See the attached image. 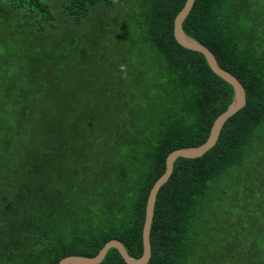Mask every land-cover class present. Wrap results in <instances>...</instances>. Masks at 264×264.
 I'll return each mask as SVG.
<instances>
[{"label":"trees","instance_id":"1","mask_svg":"<svg viewBox=\"0 0 264 264\" xmlns=\"http://www.w3.org/2000/svg\"><path fill=\"white\" fill-rule=\"evenodd\" d=\"M184 2L0 0V207L10 215L0 221V264L92 257L110 239L141 256L146 201L166 156L205 142L233 97L202 53L174 39ZM115 6L126 74L107 69L103 95L91 87L64 94L60 55L47 41L57 43L59 26ZM100 21L88 37L99 52L117 33ZM182 28L237 77L246 102L211 149L174 161L156 195L146 264H264V8L261 0H195ZM87 53L92 62L80 63L90 70L96 51ZM142 84L144 109L126 100ZM109 107L114 117L99 115ZM97 264L126 263L110 248Z\"/></svg>","mask_w":264,"mask_h":264},{"label":"rangeland","instance_id":"2","mask_svg":"<svg viewBox=\"0 0 264 264\" xmlns=\"http://www.w3.org/2000/svg\"><path fill=\"white\" fill-rule=\"evenodd\" d=\"M261 4L264 8V0H261ZM118 8V7H117ZM115 8L110 7H102L98 10H95L93 13L90 12L88 17H91V21L87 22V18H83L80 23L73 24L69 22L66 26H59V28L55 31V40L54 41H47L48 48H54L58 51L60 58H59V65H63V75L60 81L61 90L64 94H70L75 91H81L83 93L89 90L91 87L92 93L94 94H106L107 87L110 86L108 80L102 77L104 72L109 68H120L121 65L126 66V62L122 60L120 57V62L118 63V56L119 54L125 53L123 59L126 58V30L124 28H119L118 25L115 24L116 19H118V12ZM114 12V19L106 17ZM253 12V11H251ZM258 14H261V11H255ZM99 18V19H98ZM61 19V18H60ZM59 19V22H60ZM102 19L100 23L106 25V29L108 34L116 33V35L111 36L110 39L108 37H104V39L99 43L101 47V51L96 46V41L94 44H88V37L89 34L94 36V32L92 31L96 28L98 20ZM123 20V19H121ZM133 28V25L130 26L128 32H130ZM118 29V31H117ZM81 30V31H80ZM79 31L80 33H84V37L80 40L79 38ZM48 35V34H47ZM21 41V40H19ZM16 46H19L20 43L17 41L14 43ZM98 44V43H97ZM55 45V46H54ZM94 50L96 51V63L97 65L93 66L90 70H86L85 65L82 63V56L86 59L89 63L92 60L88 57L87 50ZM126 74V72H124ZM102 77V78H101ZM149 92L148 88L145 84H142L140 87H131L130 92L126 96L127 101H133L135 106H138L144 109L145 106V94ZM126 100H124L125 107H126ZM118 99L112 97L109 103H117ZM108 105V102H105ZM123 114L126 119V112L123 109ZM100 116H107V117H114L115 111L109 107V110H102L99 113ZM17 164V162H16ZM18 166V165H16ZM71 171V167H69ZM8 200V199H7ZM8 202H11V198H9ZM7 204V203H6ZM3 204L1 205V207ZM0 207V221L3 219L6 221L10 219V215H3L5 210H1ZM211 236L216 237L217 234L212 233ZM212 237V238H213ZM216 245L209 243L207 245L208 248H214ZM215 249V248H214ZM213 249V250H214ZM218 249L216 248V251Z\"/></svg>","mask_w":264,"mask_h":264},{"label":"water","instance_id":"3","mask_svg":"<svg viewBox=\"0 0 264 264\" xmlns=\"http://www.w3.org/2000/svg\"><path fill=\"white\" fill-rule=\"evenodd\" d=\"M195 0H185L183 7L177 13L173 21V36L176 42L186 49L197 51L203 54L209 68L221 79L226 81L233 88L232 101L228 107L220 113L213 121L208 137L202 144L195 147H182L175 149L168 153L165 158V171L158 177V179L152 185L145 206V217L142 228V246L143 252L139 257H132L128 254L124 245L118 239L108 240L98 253L92 257H86L81 255H68L59 260L58 264H97L99 263L106 252L110 248H115L121 255L122 259L126 264H146L151 255V245H150V230L154 213V205L156 201V195L160 187L168 180L170 177L174 161L178 157L184 158H196L203 155L206 151L211 149L216 143L218 136L220 134L221 128L225 121L236 113L240 108H242L246 102V93L243 85L237 79L235 75L229 71L223 69L214 54L210 51L208 47L201 44L199 41L193 37L186 34L182 28V23L186 16L188 15L190 9L193 6Z\"/></svg>","mask_w":264,"mask_h":264},{"label":"clouds","instance_id":"4","mask_svg":"<svg viewBox=\"0 0 264 264\" xmlns=\"http://www.w3.org/2000/svg\"><path fill=\"white\" fill-rule=\"evenodd\" d=\"M120 70H121V72H126V66L125 65H121L120 66Z\"/></svg>","mask_w":264,"mask_h":264}]
</instances>
